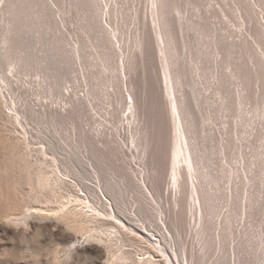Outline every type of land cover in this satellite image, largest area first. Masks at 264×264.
I'll return each instance as SVG.
<instances>
[{
	"label": "rangeland",
	"instance_id": "374dc122",
	"mask_svg": "<svg viewBox=\"0 0 264 264\" xmlns=\"http://www.w3.org/2000/svg\"><path fill=\"white\" fill-rule=\"evenodd\" d=\"M28 1L0 0V264H264V0ZM75 194L142 234L87 241Z\"/></svg>",
	"mask_w": 264,
	"mask_h": 264
},
{
	"label": "bare ground",
	"instance_id": "6f19581e",
	"mask_svg": "<svg viewBox=\"0 0 264 264\" xmlns=\"http://www.w3.org/2000/svg\"><path fill=\"white\" fill-rule=\"evenodd\" d=\"M27 2H28V4H30L29 2L30 1H28L27 0ZM32 2V1H31ZM34 2V1H33ZM25 3H26V0H25ZM28 4H27V7H28ZM26 7V8H27ZM29 7H31L32 8V5H30ZM23 9H25V7L23 8ZM19 10V9H18ZM27 10H28V8H27ZM27 10H25V11H27ZM31 10V9H30ZM18 12V11H17ZM20 13V12H19ZM18 13V14H19ZM22 13V12H21ZM29 13V12H28ZM16 15V14H15ZM16 18V17H15ZM17 22V21H16ZM17 25H18V23H17ZM19 26V25H18ZM17 27V26H16ZM19 28V27H18ZM14 29H15V27H14ZM20 29V28H19ZM18 29V30H19ZM13 31H15V30H13ZM16 33H17V35H18V33L19 32H17V30L15 31ZM15 33V34H16ZM14 34V35H15ZM13 35V36H14ZM13 38L15 39V36L14 37H12V42H13ZM19 40V39H18ZM19 42V41H18ZM13 43H15V40H14V42ZM17 43V42H16ZM14 45V44H13ZM13 45H10L11 47L9 48L10 50L12 49V46ZM15 49V47H13V49L12 50H14ZM11 50V51H12ZM13 52V51H12ZM53 65V64H52ZM51 67V66H50ZM54 67V66H53ZM55 68V67H54ZM51 69V68H50ZM51 70H53V69H51ZM55 73V72H54ZM1 81V80H0ZM1 91V90H0ZM2 92V91H1ZM1 95H2V93H0ZM1 97V96H0ZM1 112H2V110H1V108H0V114H1ZM9 113H11V112H9ZM14 113V112H13ZM7 115V114H6ZM12 114H10V116H11ZM13 116V115H12ZM17 117V116H16ZM10 119V118H9ZM14 119V118H13ZM12 119V120H13ZM14 123V122H13ZM176 124V123H175ZM17 126V125H16ZM3 127H5V126H3ZM18 127V126H17ZM2 128V127H1ZM0 128V129H1ZM14 128V127H13ZM6 129V128H5ZM17 129V128H16ZM3 130V129H2ZM22 138V142H23V140H24V134H22V136H21ZM1 138V137H0ZM28 139V138H27ZM3 141V140H2ZM26 141V139L24 140V142ZM4 142V141H3ZM1 143V144H3L4 145V143ZM15 143V142H14ZM13 143V144H14ZM7 144H9V143H7ZM6 144V145H7ZM13 144H10L9 145V149L11 148V147H13L14 145ZM18 144V143H17ZM17 144L14 146V147H16L17 146ZM30 144V143H29ZM2 145V146H3ZM6 145H4L5 146V148L7 147ZM12 145V146H11ZM3 146V147H4ZM12 148L14 151H12L11 149H10V151H8V153L9 152H15V148ZM18 147V146H17ZM27 147V146H26ZM8 148V147H7ZM17 149L18 148H16V151H17ZM40 150V149H39ZM26 151H28V150H26ZM23 152V151H22ZM26 154L28 153V152H25ZM23 154V153H22ZM22 154H20V156L23 158V155ZM25 154V155H26ZM46 154V153H45ZM13 155H17V154H13ZM11 156V155H10ZM19 157V156H18ZM20 157V158H21ZM27 157H29L28 156V154L26 155V157L25 158H23V159H26ZM95 157V156H94ZM30 158V157H29ZM96 158V157H95ZM19 159V158H18ZM17 159V160H18ZM28 160V159H27ZM21 161H24V160H21ZM26 161V160H25ZM24 161V162H25ZM18 163H19V161H18ZM29 164V163H28ZM27 164V165H28ZM24 165V164H23ZM21 166V165H20ZM20 166H18V167H20ZM26 166V165H25ZM25 166H24V168H25ZM26 168H27V166H26ZM103 168V167H102ZM21 169H23V168H21ZM98 169V168H97ZM24 170V169H23ZM56 170V169H55ZM54 170V171H55ZM25 171V170H24ZM101 171V170H100ZM105 171V170H104ZM21 172V171H20ZM23 172V171H22ZM25 172H27V171H25ZM52 172V171H51ZM56 172V171H55ZM55 172H53L55 175H56V173ZM83 172V171H82ZM28 173V172H27ZM58 173H59V171H58ZM57 173V177L56 178H58V175L59 174H62L61 172L58 174ZM80 173H81V171H80ZM101 173V179L104 177V176H106V174L102 177V175L104 174V172H100ZM108 173V172H107ZM25 174V173H24ZM53 174V175H54ZM50 175L51 174H49V175H46V177H42L43 178V180H39V182H38V184H37V182H36V184H34L32 187H33V190H34V187H36L37 185V188L39 189V187L41 188V189H45L44 188V186L46 187V184H48L49 182H51V180L48 182V176L50 177ZM54 175V176H55ZM109 175V174H108ZM28 176V175H27ZM61 177L62 176H64V174L63 175H60ZM31 177V176H30ZM30 177H28L29 179H30ZM24 178H25V175H24ZM42 178H40V179H42ZM54 179H55V177H53ZM64 178V177H63ZM105 178V177H104ZM20 179V178H19ZM26 179V178H25ZM24 179V180H25ZM28 179V180H29ZM32 179V178H31ZM107 179V181H108V183L110 182L109 180H108V178H106ZM112 179V178H111ZM34 181L32 182H27V183H35V178L33 179ZM45 180H47V181H45ZM62 180H64V179H62ZM103 180V179H102ZM105 180V179H104ZM18 181V180H17ZM38 181V180H37ZM53 181H55V182H57L58 180L57 179H55V180H53ZM24 182V181H23ZM44 182H47V183H44ZM62 182V181H61ZM17 183V182H16ZM20 183V182H19ZM108 183L107 184H105V186H107V190L109 191V193L111 192H113V193H115V190L113 189V185L112 186H109L108 185ZM14 184V183H13ZM51 184V183H50ZM49 184V185H50ZM115 184V183H114ZM17 185V184H16ZM30 185H32V184H30ZM49 185L47 186V187H49ZM8 186V185H7ZM116 186H117V184H116ZM10 188V187H9ZM31 188V187H30ZM36 188V189H37ZM114 188H115V186H114ZM2 189V188H1ZM32 189V188H31ZM31 189H29L31 192H33ZM35 189V190H36ZM52 189V188H51ZM116 189V188H115ZM29 190H27V191H25V193H29ZM34 190V191H35ZM38 191V190H37ZM42 192V191H41ZM116 192H118V191H116ZM23 193V192H22ZM35 193H36V191H35ZM26 194V195H27ZM5 195V194H4ZM16 195V194H15ZM23 195V194H22ZM28 195H34L33 193L31 194H28ZM76 195V194H75ZM112 195H114V194H112ZM117 195V194H116ZM119 195V194H118ZM1 196H3V195H1ZM8 196V195H7ZM31 196V197H32ZM18 197V196H17ZM31 197H30V200H28V199H26L27 201H31ZM37 196L35 195V197L34 198H36ZM73 198V203L75 204V206L77 207V208H73L72 206V210H71V217H72V215L74 216H76V217H78L79 215L81 216V218H82V221H85L84 219H86V222H87V224L89 223V220H94L95 222L94 223H98V225H96V226H92L94 223H92V221H91V226L92 227H90V224H89V226H88V228H86V230L85 229H82V230H80V231H82V234H83V236L85 235V239L87 240V241H93V242H100V243H104L105 242V244L106 243H109V244H112L115 240H116V238L118 239V232H123L122 230H126V231H128V232H130L131 234H132V232H134L133 234H135V235H139L141 232L140 231H136V229L134 228V227H132V226H128V225H126L124 222H123V220L121 221V219L119 218V216H120V214H119V216H117V214L118 213H114L113 211H112V209L109 211V209L108 210H106V208L104 209V208H101L100 206H96L95 205V203H92L93 201L90 199L89 200V198L87 199H85V198H83V197H81L79 194L78 195H76V196H72ZM103 197H104V195H103ZM121 197V196H120ZM14 198H16V197H14ZM22 198H24V196H22L21 197V200L23 201L24 200V202L26 201L25 199H22ZM25 198H26V196H25ZM28 198V197H27ZM33 198V199H34ZM91 198V197H90ZM17 199V198H16ZM32 199V200H33ZM72 199H71V202H72ZM8 200H9V198H8ZM12 200V199H11ZM70 200V199H69ZM15 200H12V201H10L9 200V203H8V205H9V207H7V208H9V211L7 212V214H6V217L8 218V216L11 214V215H18V214H20L19 216H16L15 218H13V219H8L9 221L8 222H10L11 221V223L12 222H14L13 224H28L27 223V221L26 220H28V219H26L27 217H35L36 215H38V216H40L41 214L42 215H44V213H43V211H41V209L40 208H38V206L37 205H35V204H33V205H28V204H31V203H25V205H24V207L22 208V206H23V204L22 203H20V204H18L16 201L14 202ZM36 200H33L32 202H35ZM68 201V200H67ZM117 201V200H116ZM6 202V201H5ZM21 202V201H20ZM23 202V203H24ZM38 203V205H39V202H37ZM44 203V202H43ZM42 204V203H41ZM98 205V204H97ZM63 206V205H62ZM41 207V206H40ZM66 207V205H64L63 206V210H57V212H54L53 214L55 215V216H59V218H60V216H64V213L66 212V213H68L69 212V208L70 207H68V205H67V207ZM25 208V209H24ZM43 208V207H42ZM68 208V209H67ZM119 208V207H118ZM65 209H67V211L65 210ZM120 210V209H119ZM60 211V212H59ZM118 211V210H117ZM9 214V215H8ZM34 214H36V215H34ZM69 214V213H68ZM69 214V215H70ZM8 215V216H7ZM45 215H48V214H45ZM66 215V214H65ZM80 216H79V218H80ZM83 216L85 217V218H83ZM122 216V215H121ZM10 217V216H9ZM11 218V217H10ZM56 218H58V217H56ZM73 218V217H72ZM80 218V219H81ZM89 218V219H88ZM77 220H80V219H78V218H76ZM62 220V219H61ZM75 220V219H74ZM66 221V220H65ZM68 221V220H67ZM97 221V222H96ZM69 222V221H68ZM67 222V223H68ZM80 222V221H79ZM85 222V223H86ZM105 223V222H108V224H109V222H110V225H112L113 227H107V228H104L105 226H107V224H105V226L104 225H102V224H100V223ZM70 223H72V222H70ZM103 223V224H104ZM73 224V223H72ZM79 224V223H78ZM81 224H82V226H75V225H77V224H75L74 226L72 225V228L74 229V230H77V229H80V228H82L83 226H84V224L81 222ZM86 225V224H85ZM68 226V225H67ZM70 226V225H69ZM109 226V225H108ZM115 226V227H114ZM28 227V226H27ZM86 227V226H85ZM84 227V228H85ZM70 228H71V226H70ZM73 230V231H74ZM83 230H85V231H83ZM116 230H118V232L116 231ZM125 231V232H126ZM142 231V230H141ZM116 232H117V236H116ZM124 233V232H123ZM142 234V233H141ZM140 234V235H141ZM144 235V234H143ZM115 236H116V238H115ZM139 238V237H138ZM145 238V237H144ZM84 239V240H85ZM147 239H148V237H147ZM151 240V239H150ZM150 240H147V241H150ZM140 241V240H139ZM151 243H152V241H151ZM154 244V243H153ZM153 246H155V245H153ZM70 247H73L74 249H77L78 248V244L76 243V242H73L72 243V245H70ZM158 249H160V247H158ZM68 250H71V248H69ZM67 254V253H66ZM66 256V255H65ZM68 257V256H67ZM65 258V257H64ZM141 258H139V260H140ZM119 260H124V261H127V260H132V261H137L136 259L135 260H133V258H131L130 256H128L127 254H126V252H124V251H121V253H120V255H114L113 253H112V256L110 257V258H108L107 260H106V262H105V264H114L115 262H117V261H119ZM148 260V259H147ZM146 260V261H147ZM136 264H137V262H136Z\"/></svg>",
	"mask_w": 264,
	"mask_h": 264
}]
</instances>
